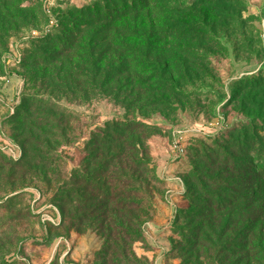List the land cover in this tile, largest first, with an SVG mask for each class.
Wrapping results in <instances>:
<instances>
[{"label": "rangeland", "instance_id": "374dc122", "mask_svg": "<svg viewBox=\"0 0 264 264\" xmlns=\"http://www.w3.org/2000/svg\"><path fill=\"white\" fill-rule=\"evenodd\" d=\"M135 4L0 0V264H264V0Z\"/></svg>", "mask_w": 264, "mask_h": 264}, {"label": "trees", "instance_id": "16d2710c", "mask_svg": "<svg viewBox=\"0 0 264 264\" xmlns=\"http://www.w3.org/2000/svg\"><path fill=\"white\" fill-rule=\"evenodd\" d=\"M129 3H130V6H131V8H134V7H136V4H135V0H129ZM103 7H105V6H103ZM95 10V9H94ZM94 10H89L88 11V14H91V13H93V14H95L96 15V11H94ZM248 134L246 135V134H244V133H240L237 137H236V145L237 146H239L240 148H241V150H247V151H251V152H253L254 154H256L259 158L261 157V158H263L264 159V147L263 146H261V145H259V146H249V145H247V143L245 142L246 141V139L248 138ZM244 137H245V141H244ZM131 149L133 150V151H135L136 153H138V158H139V160H138V162L137 161H135V164H136V166H141V165H145V167H147L148 166V161L144 158V156L146 155V151H147V148L145 147V145H143V144H141L140 142H139V144H136V145H132V147H131ZM143 149V156H141L140 157V150H142ZM97 154V153H96ZM250 168H253V164H250V166L248 165L247 166V171H250ZM130 170V169H129ZM146 170V174L147 175H150V173H147L148 171H147V169H145ZM132 172V171H131ZM255 173H253V175H255V174H257L256 173V171H254ZM152 173V172H151ZM153 174V173H152ZM257 176V178L258 177H263L264 178V167H263V169H262V171H261V174L258 176V175H256ZM257 182V181H256ZM147 183H149V182H147ZM255 185V188H259V184L258 183H254ZM133 205L134 204H137V205H139L140 203H137V202H131Z\"/></svg>", "mask_w": 264, "mask_h": 264}, {"label": "built area", "instance_id": "2783aa9c", "mask_svg": "<svg viewBox=\"0 0 264 264\" xmlns=\"http://www.w3.org/2000/svg\"><path fill=\"white\" fill-rule=\"evenodd\" d=\"M54 0H47V3L48 4H52V2H53ZM178 146V145H177Z\"/></svg>", "mask_w": 264, "mask_h": 264}]
</instances>
